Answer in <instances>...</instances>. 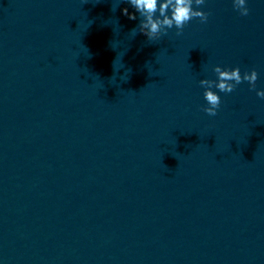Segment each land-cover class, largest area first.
<instances>
[{
  "label": "water",
  "instance_id": "95a60500",
  "mask_svg": "<svg viewBox=\"0 0 264 264\" xmlns=\"http://www.w3.org/2000/svg\"><path fill=\"white\" fill-rule=\"evenodd\" d=\"M246 2L148 41L120 0H0V264H264V99L199 84L264 90Z\"/></svg>",
  "mask_w": 264,
  "mask_h": 264
},
{
  "label": "clouds",
  "instance_id": "9594fccd",
  "mask_svg": "<svg viewBox=\"0 0 264 264\" xmlns=\"http://www.w3.org/2000/svg\"><path fill=\"white\" fill-rule=\"evenodd\" d=\"M121 2L130 4L135 13L139 14L140 22L131 32L144 34L148 41H156L166 36L168 30L172 28L177 30L176 36H180L185 25L192 19L199 18L201 23H206L209 15L199 10V6L205 4V0H120ZM232 2L234 10L241 16L249 15L250 9L246 0H232ZM193 4L197 7L194 8ZM112 10L116 9L112 8ZM122 12L131 20L137 19L136 14H130L127 8ZM213 72L216 74V80H199L200 86L204 88L203 96L206 101V106L202 107V111L208 116L215 117L221 105V97L212 90L213 88L222 93H232L237 85L246 81L250 89L255 90L256 95L264 99V90H256L258 73L255 69L250 72L246 71L242 75L239 67L228 69L216 65L213 67Z\"/></svg>",
  "mask_w": 264,
  "mask_h": 264
}]
</instances>
